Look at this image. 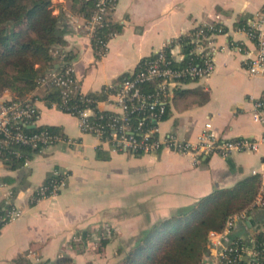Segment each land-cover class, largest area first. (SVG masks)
Segmentation results:
<instances>
[{
  "label": "crops",
  "instance_id": "crops-1",
  "mask_svg": "<svg viewBox=\"0 0 264 264\" xmlns=\"http://www.w3.org/2000/svg\"><path fill=\"white\" fill-rule=\"evenodd\" d=\"M57 7L69 12L67 0ZM264 0H116L110 11L121 28L103 53L85 29L86 17L70 14L67 48L74 54L80 88L100 93L133 72L139 61L203 22H217L224 32L214 36L215 69L177 87L159 133L196 141L207 122L221 138L264 135L253 117V99L264 93V70L251 74L247 60L254 42L240 29ZM241 46V48H239ZM35 90L40 109L38 125L53 126L73 139L33 153L29 162L11 168L0 155V206L17 205L22 214L0 227V264H13L25 255L33 261L55 259L63 253L75 264H107L120 260L157 222L203 197L231 189L241 199L259 187L264 146L229 155L195 157L167 147L149 153L113 150L93 133L84 132L79 117ZM13 97L9 90L0 101ZM113 109L112 104L100 103ZM56 170L69 175L61 191L34 200L37 187ZM264 230V207L235 225L234 233L249 239ZM102 235L110 239L99 251Z\"/></svg>",
  "mask_w": 264,
  "mask_h": 264
},
{
  "label": "built area",
  "instance_id": "built-area-1",
  "mask_svg": "<svg viewBox=\"0 0 264 264\" xmlns=\"http://www.w3.org/2000/svg\"><path fill=\"white\" fill-rule=\"evenodd\" d=\"M115 3V0H96L91 16L86 19L85 29L92 39L96 38L100 53L106 50L108 39L114 33L110 32L108 38H104L98 37L97 32ZM240 29L255 46L254 51L249 52L248 70L251 74L260 73L264 70V2L242 23ZM222 32L224 28L217 22L200 23L184 34L190 36L192 43L188 51L184 50L180 37L168 39L137 70L116 84L105 85L102 97H90L81 90L74 60L68 61L64 52L55 49L60 67H51L42 74L36 88L28 95L0 101V153L13 145L19 146L16 154L20 156V150H24V147L41 151L59 142H73L71 137L48 126L33 132L25 130L26 125H38L40 109L35 90L51 86L60 90V100L56 104L62 110L77 115L84 132L95 134L113 150L141 154L167 147L192 153L195 157L216 153L226 156L234 151L258 150L264 146V135L259 138H221L210 121L196 141L179 138L176 134L162 136L159 133V122L167 114L169 98L175 89L214 71V53L217 50L214 36ZM77 93L81 94L82 102L68 103ZM252 99L253 117L264 127V93ZM101 102L112 104L114 108H101ZM24 162L28 164L29 158ZM254 172L259 176V187L253 200L231 213L221 229L209 232V250L205 259L208 264H243L244 260L256 264L263 255L253 238L247 239L234 233L237 222L244 220L253 210L264 207V154ZM68 175L66 171L56 170L37 187L33 199L38 201L58 194L66 184ZM21 214L20 207L11 204L6 212H0V224Z\"/></svg>",
  "mask_w": 264,
  "mask_h": 264
},
{
  "label": "trees",
  "instance_id": "trees-1",
  "mask_svg": "<svg viewBox=\"0 0 264 264\" xmlns=\"http://www.w3.org/2000/svg\"><path fill=\"white\" fill-rule=\"evenodd\" d=\"M116 1V0H115ZM96 0H67L68 10L54 12V0H0V95L9 90L13 97L28 95L37 86L38 78L51 67H60L55 49L66 54L68 61L73 60L72 50L67 48L66 34L69 32L70 14L89 18L95 8ZM110 14L98 29L97 36L108 38L110 32L120 30ZM93 45L99 50L96 38ZM183 48L188 51L190 36H180ZM153 54V53H152ZM142 58L137 70L145 60ZM134 70V71H135ZM130 73L121 76L120 81ZM119 81V82H120ZM87 96L102 97L103 92H90ZM44 98L51 101L60 100V90L55 86L47 87ZM81 94L72 96L68 103H81ZM168 113V111H167ZM167 114L164 116V118ZM46 125H26L25 130L33 132ZM58 131L53 126H48ZM19 146L3 149L0 155L6 163L15 168L21 166L26 158L39 150L24 147L17 155ZM49 179V178H48ZM251 191L241 199H234L231 189L214 192L203 197L197 204L178 209L171 217L157 222L150 230L140 236L134 246L122 252L120 262L116 264H205L202 254L209 250V232L224 226L226 218L247 206L254 198ZM10 206H0L4 213ZM4 223L1 222V225ZM263 255L256 264H264V230L257 231L252 237ZM109 237L102 235L99 251L102 252ZM14 264H75L74 257L63 253L55 259L33 261L25 255L13 260ZM248 263L247 260L242 262Z\"/></svg>",
  "mask_w": 264,
  "mask_h": 264
},
{
  "label": "rangeland",
  "instance_id": "rangeland-1",
  "mask_svg": "<svg viewBox=\"0 0 264 264\" xmlns=\"http://www.w3.org/2000/svg\"><path fill=\"white\" fill-rule=\"evenodd\" d=\"M54 4H55V7H54V12H59V11H57V7H59V4H61V2H60V0H54ZM206 253H207V250H205L204 252H203V254H202V259H203V262L205 263V264H208V262L207 261H205V259H206ZM122 257V255L120 256V258ZM118 262H120V260H113V261H110L109 263H107V264H116V263H118ZM14 264V263H13Z\"/></svg>",
  "mask_w": 264,
  "mask_h": 264
}]
</instances>
